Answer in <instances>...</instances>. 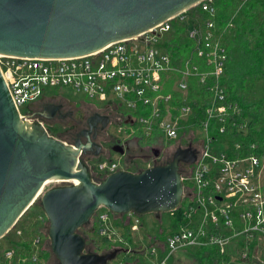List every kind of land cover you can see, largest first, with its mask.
<instances>
[{"label": "built area", "instance_id": "built-area-1", "mask_svg": "<svg viewBox=\"0 0 264 264\" xmlns=\"http://www.w3.org/2000/svg\"><path fill=\"white\" fill-rule=\"evenodd\" d=\"M215 12L213 0H201L138 35L83 55L43 58L0 54L1 75L23 117L33 114L29 104L53 96H47L50 89L66 87L74 94L81 93L104 104L99 110L109 118L106 128L115 124V131L110 133L116 141H132L139 151L145 147L153 152L158 143L165 147L166 153L179 146L197 149L194 162L181 166L182 199L174 211L167 212L174 217L180 208V223L163 239L156 231L146 236L147 245L137 244L143 251L144 264H170L171 259L176 260V254L199 247H214L219 254L228 255L229 261L221 264L232 261L264 264V159L255 153L229 156L227 143L212 134L213 128L210 130L214 120L216 132L225 133L229 114L240 112L236 104L225 102L221 77L227 51L217 34ZM174 23L185 27L184 36L190 42V47L178 58L171 55L166 45L168 35L175 31ZM193 79L210 97L204 118L198 123L194 122V110L187 103ZM232 128L246 134L248 120L233 122ZM153 136L152 144L139 145L140 139ZM166 142L173 143L165 145ZM234 147L240 149L239 144ZM251 148L255 149V145ZM116 155V159L107 155L99 162L84 160L94 180L120 169L131 170L121 160L125 155ZM162 157L161 150L158 155L144 157L147 163L141 168L159 163ZM188 179L192 183L185 185ZM99 210L98 233L124 241L121 227L113 225V213L103 207ZM168 215L163 216L169 226ZM163 216L156 218L159 225ZM123 220L131 232L140 230L139 215L128 212ZM168 226H162L163 230ZM47 242L48 237L46 240L39 235L32 239L31 262L47 264L41 257ZM1 255L4 264H11L15 256L14 250L4 247L0 238V259ZM27 258L17 260L25 262ZM115 259L108 263L125 264Z\"/></svg>", "mask_w": 264, "mask_h": 264}, {"label": "water", "instance_id": "water-1", "mask_svg": "<svg viewBox=\"0 0 264 264\" xmlns=\"http://www.w3.org/2000/svg\"><path fill=\"white\" fill-rule=\"evenodd\" d=\"M201 0H0V54L63 58L95 51L132 37ZM61 105L46 103L39 116L53 117ZM63 117V115H60ZM107 127L109 118L95 114ZM87 131L85 134L87 135ZM68 143L48 133L33 114L17 110L0 72V238L36 200L48 180L62 181L41 195L50 249L59 264H107L117 248L104 253L85 249L79 229L100 207L113 214L174 211L183 194L180 162L195 154L179 146L172 159L137 171L120 169L94 180L81 153L101 145L89 137ZM123 155L120 146L112 148ZM158 155V151L154 150ZM74 180L76 183L69 181Z\"/></svg>", "mask_w": 264, "mask_h": 264}, {"label": "trees", "instance_id": "trees-1", "mask_svg": "<svg viewBox=\"0 0 264 264\" xmlns=\"http://www.w3.org/2000/svg\"><path fill=\"white\" fill-rule=\"evenodd\" d=\"M213 6L216 11L213 19L216 23L217 34L227 51L224 72L221 77V84L226 92L225 102L236 104L240 108V112L229 114L225 133L216 132V121L214 120L210 130L213 128L212 134L219 141L227 143L226 151L229 156L236 157L255 153L264 159V0H213ZM173 28L175 31L168 35L169 41L166 42V45L171 55L178 58L184 53L186 47H190V42L184 36L185 27L182 24L174 23ZM53 97L55 100L52 101L58 103H61L60 101L63 99V97L57 98V94H54ZM187 101L194 110L193 120L198 123L200 119L204 118V110L210 103V97L203 92V87L198 84L196 79L190 83ZM244 120H248L247 133L236 132L232 128V123L244 122ZM46 129L50 135L73 143L77 128L67 129L60 123H56L47 125ZM154 139V136L142 138L139 140V145L152 144ZM172 143L166 142L165 145ZM235 144H239L240 149H235ZM252 144L255 145V149L251 148ZM110 157L111 155L107 158ZM81 159L84 162L85 159L83 157ZM94 159L95 162H99L105 158L97 156ZM163 159L166 162V157ZM132 170L137 171L138 168L135 167ZM99 211V209L96 210L92 215L91 225L79 229V232L86 238L85 249L104 253L117 248L119 250L116 255L118 260L125 264H144L143 251L139 250L138 245L133 242L129 225L123 220H117V214H113L112 222L115 227H121L124 241H114L106 235L98 234ZM179 211L180 208L176 210L174 217L166 213L170 222L167 230H163L161 225L157 228L156 231L160 239H163L167 233H171L178 226L180 223ZM25 212L18 218L14 226L1 237L3 246L14 250L15 256L11 264H37L31 262L30 258L33 251L32 239L39 235L47 240V225L44 230H41L40 226L32 225L31 221L22 220ZM163 215L164 213H162ZM18 230H20L19 234ZM110 242L114 244L111 245ZM128 246H130V250H128ZM50 254V250L46 247L42 250L41 257L43 260H48ZM180 254H187L194 261L193 264H221L230 259L228 255L219 254L214 247L189 248ZM18 257L28 258L25 262H19ZM176 262L177 260H170V264H177ZM0 264H4L2 255Z\"/></svg>", "mask_w": 264, "mask_h": 264}, {"label": "rangeland", "instance_id": "rangeland-1", "mask_svg": "<svg viewBox=\"0 0 264 264\" xmlns=\"http://www.w3.org/2000/svg\"><path fill=\"white\" fill-rule=\"evenodd\" d=\"M51 94H53V95L54 94H57L58 95V98H60V97H63L64 98L65 97V98L71 99V100H73L76 103H77L78 100L90 101L97 108H101L104 105L101 102L89 100L85 95H83L81 93L74 94L69 88H66V87H61V88H56V89H53L52 88V89H50L47 92V96H49ZM63 101L64 100L62 99L60 102L64 104ZM43 123H44L45 127L47 125H49V126L50 125H54L56 123H60L61 125L64 126V124L68 125L67 123H69V124L72 125L74 123V121L72 120V118L66 117L65 119L60 120V121H57L56 119H54V120H50V121L43 122ZM73 126H74V124H73ZM73 126H70V128H73ZM67 129H69V126H67ZM108 131L113 133L115 131V124H110L108 126ZM100 137L101 138H99L98 140H101V142L104 145H106V143L103 142L104 139L107 138L106 134H101ZM127 144H128V147H129V153L132 154V155H136L137 156L136 158L130 159V164H131L130 169H134L135 167H137L138 169L141 168V167H144L146 165V163H147V161H144L145 160L144 157H151L152 155H154L153 154L154 151L152 152V151H150V149H146L145 147H144V149H141V151H139V149L136 148L137 144L134 143V142H132V141L131 142L128 141ZM134 148H136V149H134ZM153 148H154V150H157V151L158 150H161V153L163 154V157L162 158H165L166 156H168L170 154V151L172 150V149H168V151L166 153V151L164 149L165 147H163L159 143L156 144L155 146H153ZM106 156L107 155H105V157ZM111 157L113 159H116L118 157V155L113 154V155H111ZM83 158L85 160L88 159V161H89V158H91V157H88V155H83ZM159 159H161V157H159ZM92 160H95V159H92ZM121 160L123 161L124 159L122 158ZM191 183H192V181L190 179H188V180H186L184 182L185 185H190ZM61 184H64V182H62V181L58 182L56 180H50L47 183H45L44 186L42 187V189H41L38 197L36 198V200L33 202V204L28 208V210L23 215V217H22L23 219L22 220H26L27 222L28 221H31V224L32 225L40 226L41 230H44L45 227H46V225L48 226V222H47V219L46 220H43V217H45V215H44V212H43V210H42V208L40 206V203H39L40 202V199H41V195L46 190H48V189H50V188H52L54 186L61 185ZM187 201H188V199L185 198V202H187ZM100 210H102V208ZM124 214L125 213H123V214H117V216H118V219L117 220H123ZM164 214H166V213H164ZM139 216H140V220H141V227H140V230L139 231L137 230V231H133L132 232V239H133V242L135 244H143V246H145V245L148 244V239H147L146 236L148 234H150V235L156 234V230H157V227L159 225V222L157 221V219L155 218V216H154L153 213H145V214H142V215H139ZM92 222H93L92 219H90L89 223L86 224V225H84V226H82V228H85L87 225H91ZM161 225L164 228H166L168 226V220L164 216H163ZM120 232L122 233V229H120ZM111 241L113 242V240H111ZM1 243L3 244V240L2 239H1ZM113 244L114 243H111V245H113ZM4 247H6V246L4 245ZM46 247L51 252V254H50L51 256L49 255L48 260H45L44 259L47 262V264H59L58 261L56 260L55 256H54V254L52 253V251L50 249L49 239H48V242H47ZM111 248H113V247H111ZM115 260L116 259H113L112 261H115ZM176 260H177V262H176L177 264H193V262H194L187 254H180V253L176 254ZM111 264H115V262H113ZM229 264H246V263H240V262H234V261H232Z\"/></svg>", "mask_w": 264, "mask_h": 264}, {"label": "flooded vegetation", "instance_id": "flooded-vegetation-1", "mask_svg": "<svg viewBox=\"0 0 264 264\" xmlns=\"http://www.w3.org/2000/svg\"><path fill=\"white\" fill-rule=\"evenodd\" d=\"M52 100H55L53 96L50 99L41 100L36 103H31L28 105V107L30 108L31 112L34 113V115L38 117L40 120H42L43 122H47V121L54 120V119H56L57 121H60V120L65 119L66 117L72 118V120L74 121L73 123L74 126L73 124L71 125L67 123L68 125L64 124V127L69 126V129H70V126H73V128L75 127L77 128L76 132L74 133V138H73L74 141L79 139L82 143H86L88 140L87 137H89V139H91L93 142L99 143L101 145V152L99 156L118 154L114 150H112V148L115 146L117 147L120 146L123 149L124 155H126V153L128 154L129 147H128L127 142L116 141V139L108 131V128L106 127L102 128L100 121H97L94 126L90 127L88 123V119L90 117H92L95 114L106 115L105 114L106 112L99 110V108H97L91 102H88L86 100H78L76 103L73 100L64 97L63 98L64 104L58 103ZM46 103L59 104L61 105V109L57 111L55 115L51 118L43 117V116L41 117L39 116L40 112L43 111V107ZM60 115H63V117H60ZM86 131L88 132L87 135L85 134ZM101 134H106L107 136V138H105L103 141L106 143V145H104L101 142V140H98L99 138H101L100 137ZM93 150L94 149L87 150L82 154L88 155V157H91V159H94L96 156L94 155ZM176 150H177V147L173 149L172 152H170L169 156H166V161H169L170 159H172V156ZM196 151H197L196 148L193 149V152H196ZM160 162H165V159L160 160ZM183 163L185 162L179 163L180 171H183L181 170V166L183 165Z\"/></svg>", "mask_w": 264, "mask_h": 264}, {"label": "crops", "instance_id": "crops-1", "mask_svg": "<svg viewBox=\"0 0 264 264\" xmlns=\"http://www.w3.org/2000/svg\"><path fill=\"white\" fill-rule=\"evenodd\" d=\"M122 157H124L125 162L131 166L130 159L136 158L137 156L136 155L129 154V152H128V154L126 153V155L125 156H122Z\"/></svg>", "mask_w": 264, "mask_h": 264}, {"label": "bare ground", "instance_id": "bare-ground-1", "mask_svg": "<svg viewBox=\"0 0 264 264\" xmlns=\"http://www.w3.org/2000/svg\"><path fill=\"white\" fill-rule=\"evenodd\" d=\"M48 181H50V180H48ZM48 181H46V183H47Z\"/></svg>", "mask_w": 264, "mask_h": 264}]
</instances>
